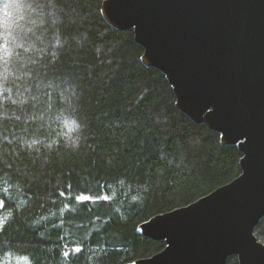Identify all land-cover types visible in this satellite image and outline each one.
I'll use <instances>...</instances> for the list:
<instances>
[{
  "label": "trees",
  "instance_id": "16d2710c",
  "mask_svg": "<svg viewBox=\"0 0 264 264\" xmlns=\"http://www.w3.org/2000/svg\"><path fill=\"white\" fill-rule=\"evenodd\" d=\"M102 2L0 0V264L153 255L166 244L139 224L242 172L239 147L177 107L166 75L142 62L133 30L105 21ZM255 234L264 242V217Z\"/></svg>",
  "mask_w": 264,
  "mask_h": 264
},
{
  "label": "water",
  "instance_id": "95a60500",
  "mask_svg": "<svg viewBox=\"0 0 264 264\" xmlns=\"http://www.w3.org/2000/svg\"><path fill=\"white\" fill-rule=\"evenodd\" d=\"M101 13L134 31L182 112L243 153L232 181L139 224L166 246L128 264H264V0H103Z\"/></svg>",
  "mask_w": 264,
  "mask_h": 264
},
{
  "label": "snow or ice",
  "instance_id": "6c2138e0",
  "mask_svg": "<svg viewBox=\"0 0 264 264\" xmlns=\"http://www.w3.org/2000/svg\"><path fill=\"white\" fill-rule=\"evenodd\" d=\"M7 7H9V5H5V8H7ZM8 47H9L8 41H7V38L5 37L4 38V42L2 44H0V50L7 51ZM21 102H23V101H21ZM13 103H16V101H13ZM76 199L78 201H85L87 199H90V197H86L84 195H80V196L76 197ZM104 199H109V197L105 196ZM0 207H3V202L2 201H0ZM65 207H67V206H65ZM61 211H63V209ZM2 226H3V221L0 220V227H2ZM75 251H80V248L77 247L75 249ZM68 254H69L68 252H64V256L65 257H67ZM21 260L23 261V264H29V261H28L27 257H23V258H21ZM18 264H20V261H18Z\"/></svg>",
  "mask_w": 264,
  "mask_h": 264
}]
</instances>
